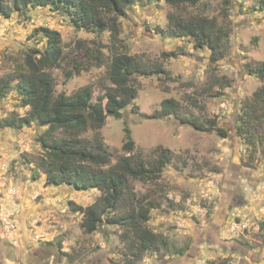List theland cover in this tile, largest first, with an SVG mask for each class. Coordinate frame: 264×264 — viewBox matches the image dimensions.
<instances>
[{
    "label": "rangeland",
    "instance_id": "obj_1",
    "mask_svg": "<svg viewBox=\"0 0 264 264\" xmlns=\"http://www.w3.org/2000/svg\"><path fill=\"white\" fill-rule=\"evenodd\" d=\"M259 8V0H198L181 7L139 0L120 18L117 50L159 62L165 73L137 76V97L122 109V118L108 116L100 133L117 156L125 121L135 152L153 161L162 146L173 161L156 180L132 179L118 211L134 200L132 193L153 201L146 225L171 245L185 248L182 255L169 254L172 248L147 251L135 264H264V140L247 145L236 131L242 102L262 83L247 72V66L264 60V10ZM196 16L214 17L222 28L217 55L190 37L169 34L172 20ZM40 25L61 36L64 57L53 71L55 91L70 94L94 84L101 93L110 82L104 65H92L89 50L100 43L109 57L108 31L76 28L67 14L48 6L0 15V76L22 62L34 46L33 29ZM77 63L89 67L67 80L65 72ZM169 96L180 103L181 116L211 118L228 135L200 131L178 116L161 114L160 102ZM27 109L14 91L0 98V119ZM42 129L36 123L0 129V264L123 263L122 228L103 223L87 233L81 213L69 204L86 206L99 195L97 189L45 185L43 174L32 177ZM215 222L222 223L218 232ZM234 222L245 227L231 232Z\"/></svg>",
    "mask_w": 264,
    "mask_h": 264
},
{
    "label": "trees",
    "instance_id": "obj_2",
    "mask_svg": "<svg viewBox=\"0 0 264 264\" xmlns=\"http://www.w3.org/2000/svg\"><path fill=\"white\" fill-rule=\"evenodd\" d=\"M139 0H0V15L9 17L14 11L24 13L29 7H50L68 15L72 25L96 32L109 33L111 54L108 57L99 43L90 49L92 65L105 66L109 84L98 93L96 85L85 84L76 91L66 94L55 91L54 69L63 61V46L60 33L48 26L33 29L31 37L34 46L29 47L11 72L0 76V98L9 92H16L20 106L27 107L22 114H11L0 119V129L21 128L32 123L42 127L36 137L41 153L33 160L35 169L32 177L44 175L45 185H70L76 189H97L99 195L86 206L69 201L73 211L81 213V226L87 233L96 231L103 223L118 224L122 228L121 241L125 246L124 261L120 264H135L147 251L167 250L169 254L182 255L185 248L170 244L160 233L147 225L155 203L132 193L124 205V197L130 188V181L138 179L153 181L161 177L165 166L172 163L171 152L162 146L157 148L153 161H147L140 152H135L131 129L124 121V140L117 156L105 144L100 129L108 116L122 118V109L132 104L137 97L136 77L164 74L159 62L149 63L126 51L117 50L120 32V18L126 10ZM156 1V0H154ZM181 7L194 5L198 0H164ZM264 10V0H259ZM171 19V14L168 15ZM171 36H186L197 41V47L207 46L213 55L219 53L223 37L222 28L214 17L196 16L190 21L180 18L172 20ZM44 41L41 46L37 43ZM89 66L77 63L65 72L68 80L86 70ZM247 72L261 79L262 83L246 98L237 118V134L247 145L264 140V60L247 66ZM180 103L174 97H165L160 102V113L178 116L179 119L200 131H215L226 137V128L215 120L197 116H181ZM154 117V116H151ZM92 130V135L85 134ZM60 247V244H59Z\"/></svg>",
    "mask_w": 264,
    "mask_h": 264
},
{
    "label": "built area",
    "instance_id": "obj_3",
    "mask_svg": "<svg viewBox=\"0 0 264 264\" xmlns=\"http://www.w3.org/2000/svg\"><path fill=\"white\" fill-rule=\"evenodd\" d=\"M244 227H245V224H240L239 222H234V224H232L230 226V231L236 232L238 229L244 228Z\"/></svg>",
    "mask_w": 264,
    "mask_h": 264
},
{
    "label": "flooded vegetation",
    "instance_id": "obj_4",
    "mask_svg": "<svg viewBox=\"0 0 264 264\" xmlns=\"http://www.w3.org/2000/svg\"><path fill=\"white\" fill-rule=\"evenodd\" d=\"M215 225H216V229H214V231L218 232L219 231V228L222 226V223L221 222H215ZM214 240H215V237H213Z\"/></svg>",
    "mask_w": 264,
    "mask_h": 264
}]
</instances>
